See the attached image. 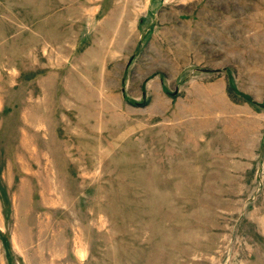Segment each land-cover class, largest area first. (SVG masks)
<instances>
[{"label":"rangeland","instance_id":"obj_1","mask_svg":"<svg viewBox=\"0 0 264 264\" xmlns=\"http://www.w3.org/2000/svg\"><path fill=\"white\" fill-rule=\"evenodd\" d=\"M0 264H264V0H0Z\"/></svg>","mask_w":264,"mask_h":264}]
</instances>
